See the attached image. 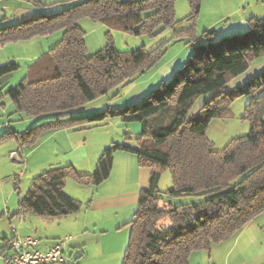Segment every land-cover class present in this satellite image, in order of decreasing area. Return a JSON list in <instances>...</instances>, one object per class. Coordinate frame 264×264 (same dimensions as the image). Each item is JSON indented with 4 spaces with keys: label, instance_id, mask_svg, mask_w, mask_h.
<instances>
[{
    "label": "trees",
    "instance_id": "16d2710c",
    "mask_svg": "<svg viewBox=\"0 0 264 264\" xmlns=\"http://www.w3.org/2000/svg\"><path fill=\"white\" fill-rule=\"evenodd\" d=\"M189 1V18H194L200 12L201 0ZM175 2L81 0L60 12H37L27 20L0 27V42L62 31L59 42L30 67L28 76L5 92L1 78L18 70L19 64L0 65V101L7 95L16 112L40 116L81 108L129 83L144 72V67L158 62L161 51L141 48L123 54L109 40L104 48L88 55L80 19L90 17L136 35L153 33L158 26L177 22ZM203 36L206 42L196 47L188 69L177 70L161 85L162 90L151 91L141 103L121 108L124 121L143 125L137 146L113 143L90 174L78 172L71 164L50 167L33 178L19 202L20 212L49 218L78 212L82 203L66 193L65 181L71 177L82 185H99L112 172L114 154L126 151L136 154L139 163L151 167L152 172L149 186L140 191L138 208L128 222L130 236L122 264H189L193 251L210 250L212 244L238 234L263 213L264 91L260 90L264 70L236 90H226V85L264 54V17H251L242 32L216 39L215 30H210ZM242 94L254 95L244 115L250 131L217 151L207 137L209 124L221 113L224 102L231 103ZM107 113L75 120H104ZM55 121L48 127L67 125V120ZM163 168L169 169L173 181V187L164 194L159 190ZM182 195L199 200L180 205L170 202Z\"/></svg>",
    "mask_w": 264,
    "mask_h": 264
},
{
    "label": "rangeland",
    "instance_id": "374dc122",
    "mask_svg": "<svg viewBox=\"0 0 264 264\" xmlns=\"http://www.w3.org/2000/svg\"><path fill=\"white\" fill-rule=\"evenodd\" d=\"M79 1L81 0H0V27L21 21L19 19L24 13H30L31 17L37 12L54 14ZM258 1L262 0H201L199 14L189 18L192 12L190 1L176 0L177 22L174 25L168 27L161 25L153 33L139 35L110 28L106 23L90 17L80 19L79 25L86 34L88 55L95 54L111 40L123 54L144 48L148 52L160 50L161 58L154 65L144 67V72L135 76L129 83L119 85L107 94L74 110L30 117L16 112L13 101L7 95L4 96L0 101V254L3 235L10 237L12 234L11 222L19 219L21 215L34 214L31 211L20 212L19 205L21 198L30 189L34 177L48 170L53 163L60 166L71 164L78 172L90 174L96 170L103 151L113 143L137 146V138L142 132L143 125L137 121H124L121 108L141 103L151 91L162 90L161 85L168 82L177 70L188 69L189 59L197 52L196 47L206 42L203 36L205 31L215 30V38L219 39L228 29H222L225 25L236 23L241 25L243 19L248 25L251 17H264L255 16L264 15V3ZM260 9L262 12H259ZM61 36L62 31L59 30L48 35L0 42V65L7 62L19 64L18 70L1 78L2 91L15 87L26 78L30 67L44 57L59 42ZM259 60L258 58L252 63V69L256 68ZM243 78L242 75L231 78L226 90H236L237 83ZM253 96L242 94L231 103L224 102L221 113L211 120L207 137L215 150L222 151L232 139L249 133L250 122L244 115ZM208 99L209 97L206 98ZM204 100L198 104L195 111L199 110ZM97 112H108V115L104 120L98 121L75 120ZM58 119L67 120V125L48 127L55 124V120ZM6 122L9 126H6ZM85 153L92 158L91 163L84 160ZM43 161L47 162L42 164ZM107 184L108 182L102 187L100 184L82 185L69 177L65 181V191L70 196H77L75 198L82 203L78 212L82 214L96 193ZM172 187L170 171L163 168L159 190L164 194ZM198 200L199 197L196 196L182 195L173 197L170 202L173 205H180ZM115 213V210L111 211V215ZM250 223L255 229L264 224L263 213L248 224ZM235 236L212 244L210 250L193 251L189 257V264H222L228 258L232 260L233 253L229 255V248H223L224 244L233 243ZM0 264H3L1 255Z\"/></svg>",
    "mask_w": 264,
    "mask_h": 264
},
{
    "label": "crops",
    "instance_id": "0c3cea01",
    "mask_svg": "<svg viewBox=\"0 0 264 264\" xmlns=\"http://www.w3.org/2000/svg\"><path fill=\"white\" fill-rule=\"evenodd\" d=\"M258 2L264 3V0ZM260 11L262 12L261 9ZM29 18L31 14L24 13L19 20ZM242 21L241 25L236 23L222 27L228 28L224 31L225 35L244 31L242 28H247V25L244 19ZM259 59L256 68L252 69L251 65L240 74L244 78L237 83L238 86L264 70V54ZM261 91H264V87ZM6 126H9L8 122ZM83 158L91 163L92 158L88 153ZM114 158L112 172L100 187L107 182L108 184L96 193L85 212L53 218L36 214L21 215L11 222L10 237L3 235L1 254L8 251L7 240L14 237L16 230L21 235H35L39 239L38 248L42 250L49 249L59 239L69 236L71 240L66 253L75 263L65 264H122L130 236L128 222L138 208L140 191L149 186L152 168H145L139 163L137 155L130 152L117 151ZM46 162L43 161L42 164ZM50 166L60 165L53 163ZM113 210L116 213L111 215ZM250 225L251 223L236 234L233 243L224 244L223 249L229 248L228 253H233V259L228 258L222 264H264V224L256 229Z\"/></svg>",
    "mask_w": 264,
    "mask_h": 264
},
{
    "label": "built area",
    "instance_id": "2783aa9c",
    "mask_svg": "<svg viewBox=\"0 0 264 264\" xmlns=\"http://www.w3.org/2000/svg\"><path fill=\"white\" fill-rule=\"evenodd\" d=\"M14 237L9 242V249L3 252V264H65L75 263L66 253L71 238L59 239L49 249L38 248L39 239L35 235H20L15 230Z\"/></svg>",
    "mask_w": 264,
    "mask_h": 264
}]
</instances>
